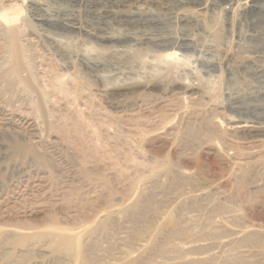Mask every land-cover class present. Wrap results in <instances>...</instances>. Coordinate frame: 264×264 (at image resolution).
<instances>
[{
    "label": "rangeland",
    "instance_id": "374dc122",
    "mask_svg": "<svg viewBox=\"0 0 264 264\" xmlns=\"http://www.w3.org/2000/svg\"><path fill=\"white\" fill-rule=\"evenodd\" d=\"M29 1L15 46L0 23V264H264V130H231L235 102L264 92V1L169 17L156 0ZM32 14L92 28L140 14L192 42L174 44V64L128 60L96 79L62 70Z\"/></svg>",
    "mask_w": 264,
    "mask_h": 264
},
{
    "label": "bare ground",
    "instance_id": "6f19581e",
    "mask_svg": "<svg viewBox=\"0 0 264 264\" xmlns=\"http://www.w3.org/2000/svg\"><path fill=\"white\" fill-rule=\"evenodd\" d=\"M5 1L10 2L11 4L9 7L10 10L9 13L7 12L0 13L1 14L0 23L8 28V32L11 35V39H10L12 41L11 45L15 46L16 43L15 41H13V39H15L17 36L16 30L22 24V22L26 20V19L22 20L24 18L23 17L24 14L27 15L26 11L24 10V6H25L24 4L26 2L30 3V1L29 0H5ZM65 1L69 2L70 6H72L71 5L72 3L74 4L73 6L76 5L79 6L80 2H82L80 0H65ZM106 1L108 4L107 6L108 8L110 6H117L123 4L132 5L136 2H140L144 0H106ZM222 1L224 7L221 8L220 10L228 13L233 9H235L237 5H239V0H222ZM260 1H264V0H250V4H248L244 9L247 10L248 12H256V11L258 12L259 10H262V8L257 6V3ZM155 2L157 5L156 6L157 10H159L160 13L164 16H168L170 14L176 15L179 11L180 12L194 11V12H200L201 14L207 10L217 7L213 3H209L208 5H205V2L201 0H188L187 2H182L181 5H179L180 3L176 4L178 2L176 0H156ZM84 4L82 3L81 5ZM105 5L106 4H104V7ZM28 6L30 5H27V7ZM99 6L101 7V5L96 4V6H93V8H98ZM35 14H32L29 18L35 21L37 27L40 29V31L43 32L42 35L43 42L40 39L38 40L41 41L40 43H45L46 46H43L41 48L45 51L47 47L48 54H50L49 51L51 50L52 51L51 55L56 59V61L64 65V66L61 65V68L65 72H68L70 69H72V67L69 66L71 65V63L73 64L74 62L75 63L78 62L84 74L89 75L92 78H96L98 76V73L101 71L111 72L116 69L115 68L116 64H120L128 60L139 61V60H146L147 58H152V59L155 58L159 61H163L168 65L172 63L174 64L176 62V57L178 56L177 55L178 52H176L175 47H173L174 44L177 43L179 45H185L187 47L188 44L192 42V40H190V38L187 36H182V37L180 36L179 38H176L174 40L169 38L168 36L164 35V32L161 31V29H159L158 27L159 22H154L148 19V16L146 17L140 14L139 15L136 14L134 16L123 15V16L114 17L112 19L113 24L106 27L104 26V23L101 22L98 23V27L96 28H92L91 26H88V24H84L82 22L79 23V20L77 22L75 18L73 19L67 17L65 19H44L41 16H39V14L38 15ZM102 17L104 18V16ZM217 24H218L217 21L211 18V20L207 21V25H204L203 28V30H206L211 34L214 42L213 44H216L220 40L219 38L221 31L218 28ZM118 27H122L123 29H118ZM248 32L246 31L244 35L240 34L237 36L238 44L239 43L245 44L247 42V39L249 37ZM62 40L65 42H63ZM66 42H69L73 45L71 46L70 50L65 49L64 45L67 44ZM92 45H95L99 51H92L91 50ZM263 46L264 44L260 46V48H264ZM129 48H133L134 49L133 51H135L136 53L131 55L128 54L127 50ZM15 59L17 60L19 58L15 56ZM254 93H256L254 96L247 94L244 96L242 100L239 101L237 100L235 102L237 106L232 110H234L235 114H238L240 116L239 117L240 119L234 122L235 124L233 125V128H231V130L233 131L264 130V92L254 91ZM53 239H54L53 243L57 251L59 252L64 251L65 250L64 240H62L59 237H55ZM247 240L248 239H245V242ZM187 248H189L187 246V243H183L182 245L180 244L175 248V252L184 254L187 251ZM247 252L248 251H243V252L241 251V253L245 255ZM180 259L181 262H179L178 264H197L205 261L203 258L187 259V257L185 256ZM236 261L237 260L235 259V262ZM222 264H228V262H223ZM237 264H244V262L242 263L241 261H238Z\"/></svg>",
    "mask_w": 264,
    "mask_h": 264
}]
</instances>
